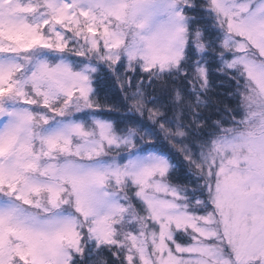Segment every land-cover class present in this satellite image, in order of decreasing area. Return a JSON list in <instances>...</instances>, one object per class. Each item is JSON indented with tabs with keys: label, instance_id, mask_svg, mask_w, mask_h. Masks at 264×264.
Wrapping results in <instances>:
<instances>
[{
	"label": "snow or ice",
	"instance_id": "snow-or-ice-1",
	"mask_svg": "<svg viewBox=\"0 0 264 264\" xmlns=\"http://www.w3.org/2000/svg\"><path fill=\"white\" fill-rule=\"evenodd\" d=\"M0 264H264V0H0Z\"/></svg>",
	"mask_w": 264,
	"mask_h": 264
}]
</instances>
